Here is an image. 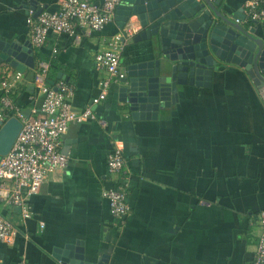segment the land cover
<instances>
[{
	"label": "crops",
	"instance_id": "0c3cea01",
	"mask_svg": "<svg viewBox=\"0 0 264 264\" xmlns=\"http://www.w3.org/2000/svg\"><path fill=\"white\" fill-rule=\"evenodd\" d=\"M217 2L216 8L238 10L247 27L254 25L245 0ZM58 5L0 0V39L24 45L28 13ZM116 15L89 33L77 26V40L49 31L41 45L31 46L33 66L25 65L13 90L17 108L27 116L40 110L43 95L34 80L40 61L49 63L50 84L72 85L79 110L99 92L105 71L96 68L94 53L111 35L122 36L124 72L144 57L137 54L148 41L134 39L143 28L133 16L121 26ZM256 25L254 33L264 36V18ZM16 70L0 62V76ZM210 76L178 84L177 97L161 103L155 118L133 117L119 100L120 80H113L92 106L94 118L68 124L60 143L68 162L47 172L30 194L31 216L0 200V217L17 230L12 241H0V264H63L57 248L76 240L85 260L97 264H251L260 233L256 217L264 208V96L237 64L219 61ZM114 146L125 159L118 173L107 167ZM118 184L127 190L123 217L109 212L102 195Z\"/></svg>",
	"mask_w": 264,
	"mask_h": 264
},
{
	"label": "water",
	"instance_id": "95a60500",
	"mask_svg": "<svg viewBox=\"0 0 264 264\" xmlns=\"http://www.w3.org/2000/svg\"><path fill=\"white\" fill-rule=\"evenodd\" d=\"M121 1L115 9L119 24L133 16L143 28L134 39L148 41L137 54L145 56L126 64L119 79V100L133 117L155 118L161 103L177 97L178 84L209 80L219 61L243 67L264 96V36L254 33L256 19L247 27L244 14L216 8L217 0ZM1 61L21 72L26 64L33 66L30 42L20 45L0 39ZM20 127L15 115L0 120V155L8 152ZM56 252L63 264H97L85 260L80 240Z\"/></svg>",
	"mask_w": 264,
	"mask_h": 264
},
{
	"label": "built area",
	"instance_id": "2783aa9c",
	"mask_svg": "<svg viewBox=\"0 0 264 264\" xmlns=\"http://www.w3.org/2000/svg\"><path fill=\"white\" fill-rule=\"evenodd\" d=\"M121 0H59L52 11L42 10L27 15V40L31 46L41 45L49 31L64 32L75 40L80 36L77 26L89 33L98 30L113 18L114 10ZM246 16L250 19L264 18V0H245ZM120 33L111 35L94 53L96 68L103 69L105 75L99 80V92L82 109H75L71 102L72 85L64 80L55 84L47 81L49 63L40 61L35 69L34 80L42 93L40 110L35 115H25L14 102L13 90L22 73L16 70L12 75L5 72L0 76V120L15 115L21 127L10 149L0 157V200L19 208L21 217L31 216L28 203L30 194L38 191L47 172L63 168L68 155L60 149L61 136L72 121L94 118V104L105 98L109 84L123 77L125 72L120 62L123 48ZM55 52L56 49L54 48ZM124 156L118 146H114L107 156L110 173H118L124 165ZM126 188L122 184L102 189L107 198L109 212L115 217H123L129 211ZM260 233L255 245L251 264H264V208L257 213ZM16 227L9 220L0 217V241L10 242Z\"/></svg>",
	"mask_w": 264,
	"mask_h": 264
},
{
	"label": "trees",
	"instance_id": "16d2710c",
	"mask_svg": "<svg viewBox=\"0 0 264 264\" xmlns=\"http://www.w3.org/2000/svg\"><path fill=\"white\" fill-rule=\"evenodd\" d=\"M1 93H2V92L0 91V96H1Z\"/></svg>",
	"mask_w": 264,
	"mask_h": 264
}]
</instances>
